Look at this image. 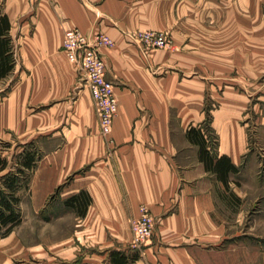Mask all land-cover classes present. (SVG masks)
Listing matches in <instances>:
<instances>
[{"label":"crops","instance_id":"1","mask_svg":"<svg viewBox=\"0 0 264 264\" xmlns=\"http://www.w3.org/2000/svg\"><path fill=\"white\" fill-rule=\"evenodd\" d=\"M253 1L0 0L16 52L0 80V139L35 143L33 210L75 216L49 247L57 259L110 264L111 250L132 251V218L146 205L155 235L133 264H264V195L251 198L264 193L263 162L250 133L256 123L264 139V14ZM70 27L115 39L103 48L120 105L111 137L62 50ZM146 29L170 32L173 47L146 51L132 35ZM208 116L216 154L240 168L228 186L187 136ZM82 190L84 215L66 204ZM13 233L0 240V264Z\"/></svg>","mask_w":264,"mask_h":264},{"label":"trees","instance_id":"2","mask_svg":"<svg viewBox=\"0 0 264 264\" xmlns=\"http://www.w3.org/2000/svg\"><path fill=\"white\" fill-rule=\"evenodd\" d=\"M11 23L7 15L0 14V80L11 73L16 67V52L14 51L13 38L10 36ZM210 117L205 124L190 126L187 129V136L190 141L200 147V160L205 162L208 170L217 173L227 186L231 173L239 171V167L226 155L218 156L216 147L218 138L215 131L210 127ZM38 151L35 147L29 150H22L16 165L17 169L7 170L9 160L0 157V240L11 234L15 228L22 223L23 208H21L22 190L28 189L31 170L36 166ZM91 202L89 192L80 191L66 200L69 207L75 208L80 215L86 214L88 204ZM141 255L139 249L132 251L113 249L109 253L110 264H133ZM66 264H96L87 262L81 257L73 261H61ZM37 264H48L37 261Z\"/></svg>","mask_w":264,"mask_h":264},{"label":"built area","instance_id":"3","mask_svg":"<svg viewBox=\"0 0 264 264\" xmlns=\"http://www.w3.org/2000/svg\"><path fill=\"white\" fill-rule=\"evenodd\" d=\"M132 35L146 51L173 47L170 32L141 30ZM64 36L62 50L65 51L68 60L78 68L80 78L92 94L101 133L111 137L114 118L119 112L120 105L115 84L106 77L108 66L103 48H112L116 44L115 39L104 32H85L78 27L68 28ZM132 219L131 228L134 233L132 247L141 249L155 235L157 219L146 205L142 207V214Z\"/></svg>","mask_w":264,"mask_h":264},{"label":"rangeland","instance_id":"4","mask_svg":"<svg viewBox=\"0 0 264 264\" xmlns=\"http://www.w3.org/2000/svg\"><path fill=\"white\" fill-rule=\"evenodd\" d=\"M247 1L248 5L253 4L254 2L253 0ZM261 1L264 14V0ZM260 33L263 34L264 37V27L262 29H259V34ZM251 35L252 33L250 31V36ZM262 79L264 80V78ZM250 129L251 142L257 154L260 155L257 158H259L260 162H263L262 168L259 171V179L264 180V139L260 135L263 129L256 123L251 124ZM32 147H35V143H29L24 148H22V145H14L13 143L8 142L7 139H0V157H6L9 160L10 167L7 170L16 171L18 166L16 164L18 162L20 152L22 150H29ZM1 176L2 173H0V177ZM20 194H22V196L24 197L23 203L21 205V207L23 208L22 223L16 227L14 233L12 234V236L16 238L11 237L7 239L8 241H12V243L9 244V249H6V255H9L10 257L9 260H7V257L4 258L1 263L7 264L9 261L10 264H37V261L39 260L48 264H66L61 263V261L64 259H57L54 255V252L50 250L49 247L53 243V241L60 240L62 237L69 235L68 232L75 228V216L71 213L66 212L62 217L60 216V218L49 220L45 219L43 214L37 213L33 210L32 205L29 202L30 199L28 190H22ZM263 195L264 193L260 192L259 194V192H257V194H252L251 198H261V196ZM253 206L254 205L247 206L250 207L251 212H253L254 210ZM37 244H40L39 250H36L37 248L35 247V245Z\"/></svg>","mask_w":264,"mask_h":264}]
</instances>
